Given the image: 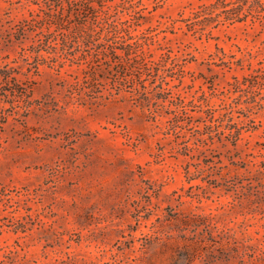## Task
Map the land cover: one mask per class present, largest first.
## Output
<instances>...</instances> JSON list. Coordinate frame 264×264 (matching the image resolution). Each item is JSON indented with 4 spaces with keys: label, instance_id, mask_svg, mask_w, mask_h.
<instances>
[{
    "label": "rangeland",
    "instance_id": "obj_1",
    "mask_svg": "<svg viewBox=\"0 0 264 264\" xmlns=\"http://www.w3.org/2000/svg\"><path fill=\"white\" fill-rule=\"evenodd\" d=\"M6 66L0 264H264V0H0Z\"/></svg>",
    "mask_w": 264,
    "mask_h": 264
},
{
    "label": "trees",
    "instance_id": "obj_2",
    "mask_svg": "<svg viewBox=\"0 0 264 264\" xmlns=\"http://www.w3.org/2000/svg\"><path fill=\"white\" fill-rule=\"evenodd\" d=\"M117 49L119 48H112L109 50V53L120 60L122 57L117 54ZM104 50H107V47L105 48L104 46ZM130 55L131 54L128 52L127 56ZM133 60L135 62L139 61L137 56H135ZM144 67H148V63H146ZM14 73L18 74L19 72L8 66L0 70V96H3L8 101L12 98L10 103H13V99L15 98H29L31 94L30 87L26 83H19L17 78L14 77ZM2 113H4V110L0 109V129H2V125L7 121V117L3 116L4 114Z\"/></svg>",
    "mask_w": 264,
    "mask_h": 264
}]
</instances>
